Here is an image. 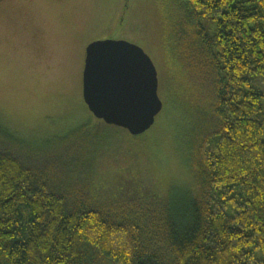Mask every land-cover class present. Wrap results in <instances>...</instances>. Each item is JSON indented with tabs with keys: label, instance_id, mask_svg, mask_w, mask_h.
Masks as SVG:
<instances>
[{
	"label": "trees",
	"instance_id": "trees-1",
	"mask_svg": "<svg viewBox=\"0 0 264 264\" xmlns=\"http://www.w3.org/2000/svg\"><path fill=\"white\" fill-rule=\"evenodd\" d=\"M157 2L192 186L163 189L145 133L96 119L35 143L0 125V264H264V0Z\"/></svg>",
	"mask_w": 264,
	"mask_h": 264
},
{
	"label": "rangeland",
	"instance_id": "rangeland-1",
	"mask_svg": "<svg viewBox=\"0 0 264 264\" xmlns=\"http://www.w3.org/2000/svg\"><path fill=\"white\" fill-rule=\"evenodd\" d=\"M158 5L157 0H0V125L39 143L94 124L82 98V47L92 38H126L155 64L163 102L152 127L136 142H143L142 152L163 189L190 188L192 175L182 151L188 138V130L182 134L184 123L188 127L190 118L180 110L189 101L176 90L167 64ZM201 22L207 33L215 29L208 18ZM252 78L264 91V74ZM197 100L201 109L205 100ZM113 158L107 156L109 162Z\"/></svg>",
	"mask_w": 264,
	"mask_h": 264
},
{
	"label": "water",
	"instance_id": "water-1",
	"mask_svg": "<svg viewBox=\"0 0 264 264\" xmlns=\"http://www.w3.org/2000/svg\"><path fill=\"white\" fill-rule=\"evenodd\" d=\"M158 72L150 56L126 38H103L86 47L82 98L95 119L137 136L162 111Z\"/></svg>",
	"mask_w": 264,
	"mask_h": 264
},
{
	"label": "flooded vegetation",
	"instance_id": "flooded-vegetation-1",
	"mask_svg": "<svg viewBox=\"0 0 264 264\" xmlns=\"http://www.w3.org/2000/svg\"><path fill=\"white\" fill-rule=\"evenodd\" d=\"M103 38H113V37H110V36H107V37H106V36H104V37H100V38H92V39L86 41L85 44L83 45V47H82V71H83L84 64H85L86 47H87V45H88L90 42L94 41V40L103 39Z\"/></svg>",
	"mask_w": 264,
	"mask_h": 264
}]
</instances>
